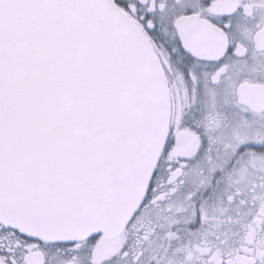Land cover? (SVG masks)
Listing matches in <instances>:
<instances>
[{
    "label": "snow or ice",
    "instance_id": "obj_1",
    "mask_svg": "<svg viewBox=\"0 0 264 264\" xmlns=\"http://www.w3.org/2000/svg\"><path fill=\"white\" fill-rule=\"evenodd\" d=\"M0 264H264V0H0Z\"/></svg>",
    "mask_w": 264,
    "mask_h": 264
}]
</instances>
